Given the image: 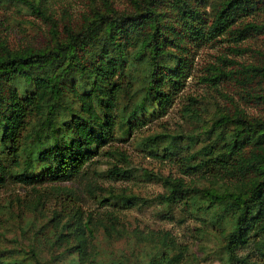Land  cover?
Here are the masks:
<instances>
[{"label": "trees", "instance_id": "trees-1", "mask_svg": "<svg viewBox=\"0 0 264 264\" xmlns=\"http://www.w3.org/2000/svg\"><path fill=\"white\" fill-rule=\"evenodd\" d=\"M126 1L129 7L120 10L112 6V0H101L100 7L91 0L82 23L75 24L51 18L41 0H24L47 20L45 44L11 49L0 39V185L10 181L29 186L34 196L27 201L38 215L43 214L45 199L58 194L63 207L53 210L55 223L67 213L65 202L77 198L72 186L55 181L81 176L82 165L115 138L114 129L122 132V123L127 132L134 124L143 125L164 114L184 76L190 74L192 47L222 37L229 50L242 51L241 41L264 33V21L256 19L264 0H215L209 14L197 0ZM260 53L257 63L243 64L232 72L248 96L264 105V88H252L264 86V50ZM137 62L146 68L135 101L121 105L119 92H124L126 84L115 77L126 70L130 80ZM213 69L225 72L218 66ZM16 74L27 81L22 92L7 84ZM225 122L230 127L217 130L211 142L180 154V173L206 183L166 175L160 178L162 191L156 199L168 204L191 199L198 210L210 214L209 221L228 217L230 227L220 228L225 253L221 264H264V114L248 116L241 106L233 105L217 114L207 133L213 124L224 126ZM28 123L35 134L26 142L22 133ZM174 137H168L160 149L167 159L177 153ZM124 171L115 164L107 169L115 178L123 177ZM113 195L109 189L101 200ZM116 197L127 201L132 196L120 193ZM72 213L77 215V210ZM88 218L58 223L57 237L72 235L75 241L70 264H94L85 256L80 236ZM100 225L107 234L127 231L115 223L114 215L113 222ZM64 227L75 231L63 232ZM129 232L136 240H147L136 228ZM155 239L151 246L155 254L145 264H182L185 244L177 243L166 230ZM28 249L34 264H41Z\"/></svg>", "mask_w": 264, "mask_h": 264}, {"label": "rangeland", "instance_id": "rangeland-1", "mask_svg": "<svg viewBox=\"0 0 264 264\" xmlns=\"http://www.w3.org/2000/svg\"><path fill=\"white\" fill-rule=\"evenodd\" d=\"M37 1L32 0L34 3ZM90 1L41 0V7L58 22L68 19L71 23L81 24L90 10ZM94 1L93 6L100 7L101 0ZM214 1L197 0L199 7L207 14ZM112 6L121 10L128 8L129 4L126 0H112ZM256 19L264 21V8L258 12ZM47 27V20L28 7L24 0H0V39L9 48L44 45L48 37ZM239 45L244 48L242 51L229 50L221 37L214 42L192 47L190 74L184 76L182 87L164 114L148 119L143 125L134 124L127 132L126 125L122 123V132L114 129L115 138L104 144L92 161L82 165L85 172L81 176L55 181L72 186L77 196L65 202L67 213L58 223H65V219H79L82 222L89 216L87 226L90 230L85 229L87 226L83 227L84 232L80 236L84 237L85 256L94 260V264H145L146 259L155 254L151 246L161 230L168 231L177 243L186 245L182 264L222 263L225 256L222 248L224 231L220 228L225 227L226 230L230 227L229 218L225 216L221 221L216 218L209 221L210 214L198 210L194 200L182 199L168 204L156 199V195L162 191L161 177L182 175L180 154L211 142L217 130L230 127L229 122H225L224 126L213 124L207 133L206 129L219 112L239 105L248 116L264 114V105L248 96L235 81L236 74L232 72L243 64H254L260 60V52L264 50V33L249 36ZM144 66L143 62H137L135 70L130 71L134 72L130 80H127L126 70L116 75L121 84H126L124 92H119V104H126L132 99L135 101V92L146 68ZM214 66L225 72L217 73ZM213 75L216 76L214 79L208 77ZM7 84L19 92L27 88V81L18 74L13 75ZM252 88L262 91L264 86L253 85ZM56 119L59 122L62 120L60 116ZM31 124L28 123L23 129L26 142L35 134L30 128ZM172 135H175L173 142L176 143L173 150L177 153L167 159L160 155V149ZM23 153L20 152L18 158H22ZM113 164L125 168L123 177L108 175L107 169ZM182 176L186 181L195 179L201 185L206 183L193 176ZM109 189L114 195L107 201L101 200ZM31 190L29 186L17 182L8 181L0 185L2 264H34L28 248L36 253L41 264H70L75 255V247L72 246L74 238L72 235L58 238L56 232L60 231V225L51 220L53 210L63 205L62 200L58 194L50 195L43 203V216L38 215L27 201L34 196ZM120 193L132 197L119 201L116 196ZM74 210H77V215L72 213ZM211 214L213 216V211ZM113 215L115 223L127 231L104 232L100 223L113 222ZM133 228L147 240H136L129 232ZM64 229L63 232L75 231L73 227Z\"/></svg>", "mask_w": 264, "mask_h": 264}]
</instances>
